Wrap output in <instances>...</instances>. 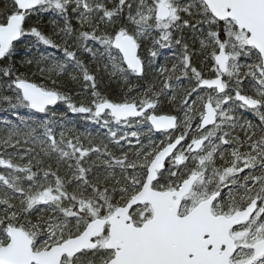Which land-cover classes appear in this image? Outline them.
Returning <instances> with one entry per match:
<instances>
[{"label": "snow or ice", "instance_id": "snow-or-ice-1", "mask_svg": "<svg viewBox=\"0 0 264 264\" xmlns=\"http://www.w3.org/2000/svg\"><path fill=\"white\" fill-rule=\"evenodd\" d=\"M0 264H264V0H0Z\"/></svg>", "mask_w": 264, "mask_h": 264}]
</instances>
